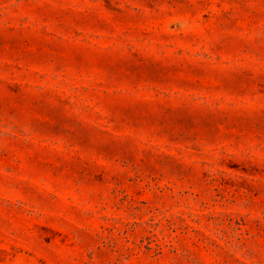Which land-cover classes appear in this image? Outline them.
<instances>
[{"label": "rangeland", "instance_id": "374dc122", "mask_svg": "<svg viewBox=\"0 0 264 264\" xmlns=\"http://www.w3.org/2000/svg\"><path fill=\"white\" fill-rule=\"evenodd\" d=\"M0 264H264V0H0Z\"/></svg>", "mask_w": 264, "mask_h": 264}]
</instances>
